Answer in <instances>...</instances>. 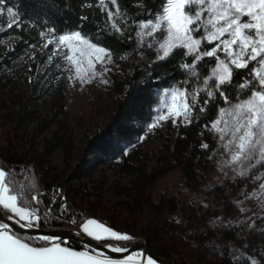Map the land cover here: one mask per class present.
<instances>
[{
  "label": "trees",
  "instance_id": "1",
  "mask_svg": "<svg viewBox=\"0 0 264 264\" xmlns=\"http://www.w3.org/2000/svg\"><path fill=\"white\" fill-rule=\"evenodd\" d=\"M105 3L108 9L116 12L111 1L105 0ZM141 4L152 9L154 0H117L125 16L117 17L116 22L124 28L123 19H126L129 25L121 36L107 24V10L102 11L97 0H5L0 27L10 22L7 7H13L19 14L20 26L14 24L4 35L10 43L0 49V88H6L8 82L22 75L12 67L24 58L22 67L25 70L29 68L27 73H23L24 82L30 89L25 97L15 96L14 103L18 107L13 114L14 125L6 144L0 145V169L14 179L21 199L27 200L31 207L39 208L40 227L81 230L87 216L74 207L85 198L93 200L89 201L90 204L102 216L108 213L98 203L99 196L92 198L87 169L92 165L86 159L79 157L74 165H68V169L57 177L50 167V159L57 151L61 160L67 163L73 151V139L60 121L65 114V76L60 74L57 58L47 62L51 48L43 47L44 37L40 32L45 25L55 26L60 33L82 30L93 42L111 51L113 62L122 59L130 62L129 71L121 68L109 73V90L114 97L113 113L105 125L106 130L87 140V149H82L81 153L87 150L91 164L110 163L117 174L129 179L127 187L113 186L123 198L117 205L127 215L145 213L150 216L141 232L144 243L171 264H264V210L256 213L236 207L241 190L264 180V164L257 165L253 161L255 167L246 169V175L242 177L227 176L218 182L207 177L209 167L214 164L217 138L205 130V125L215 118L217 107L223 106L218 95L199 120L175 127L167 122L169 129H174V134L163 137L155 151L144 152L132 144L152 123L157 109L153 102L157 89L162 92L174 81L184 79L178 70L182 51L177 50L167 61L158 62L154 51L144 52L137 47L133 21L142 15L147 16ZM46 35L50 36L47 32ZM40 45L42 47L38 48ZM188 60L190 62L191 58ZM205 63H208L207 58ZM36 66H39L40 73H36ZM201 68L203 70V65ZM229 92L234 100L235 89H229ZM204 98L203 95L200 97L201 103ZM45 99L50 101L45 102L47 107L41 113L38 102ZM196 111L199 112V108ZM32 121L35 123L34 136L25 140L24 134L19 135L18 132ZM52 126L56 131L43 139L39 149L36 148L34 138ZM202 145L208 147L203 148ZM172 172L180 174L183 191L153 194L154 185ZM56 180H59L57 185ZM34 193L39 195V205L30 199ZM65 198L69 202L65 203ZM242 201H246V197ZM163 215L166 216L161 224L155 225L153 222ZM112 219L113 214L99 218L113 230L129 236L130 240L110 239L107 244L126 247L140 242L133 240L134 236L127 229L117 227ZM62 242L74 249L84 248L73 240ZM177 247L187 249L194 258L193 262L182 261Z\"/></svg>",
  "mask_w": 264,
  "mask_h": 264
},
{
  "label": "snow or ice",
  "instance_id": "2",
  "mask_svg": "<svg viewBox=\"0 0 264 264\" xmlns=\"http://www.w3.org/2000/svg\"><path fill=\"white\" fill-rule=\"evenodd\" d=\"M111 3L116 6L115 13L108 9L105 0H97V6L107 10V24L123 36L129 25L123 19L125 27L121 28L116 18H123L125 13L119 9L117 0ZM4 4L5 0H0V14ZM140 6L147 16L133 21L137 47L146 43L149 50L155 51L158 62L167 61L177 50L182 51L178 70L184 75L182 81H174L162 92L157 89L153 101L157 104L156 114L148 128L155 129L169 121L173 126H187L206 114L218 95L223 106L217 107L215 118L205 125V130L218 139L227 154L225 164L234 171L237 165L241 166L242 170L237 172L241 177L246 175L247 168L255 167L253 161L264 164V0H154L152 9ZM6 11L10 21L7 27L14 24L19 27V14L13 7H7ZM46 32L51 38L43 47L53 46V55L68 66L65 70L70 81L91 83L100 75L96 66L112 62L111 51L93 42L82 30L60 33L55 26L45 25L40 36L45 37ZM109 71L104 69L105 73ZM232 88L236 92L234 100L229 92ZM202 95L205 98L201 103ZM30 199L39 205V196ZM0 210V264H157L151 256L138 260L141 254L136 252L113 259L87 245L83 250H74L57 237H25L13 231L5 221H14L20 229L38 227L39 208L21 199L14 179L2 169ZM81 231L98 245L107 244L110 239L130 240L94 219L85 221ZM108 246L114 253L129 251L126 247Z\"/></svg>",
  "mask_w": 264,
  "mask_h": 264
},
{
  "label": "rangeland",
  "instance_id": "3",
  "mask_svg": "<svg viewBox=\"0 0 264 264\" xmlns=\"http://www.w3.org/2000/svg\"><path fill=\"white\" fill-rule=\"evenodd\" d=\"M7 25L8 24H6L4 27H0V49L1 47L7 46L10 43V39L4 37L6 32L10 29L7 27ZM50 38L51 36L46 35L44 37V43ZM40 47H42V45L38 46V48ZM49 47L51 48L50 56L52 59H58L57 56L53 55V46L49 45ZM139 48L143 49L144 52H147V50L154 51L149 50L146 43L141 45ZM32 49H36V47H33ZM28 54L29 52L26 54V56ZM46 60L49 62L51 59L48 57ZM58 61V69L60 74L64 75L66 80V91L63 100L65 114L60 118V121H62L64 126H66L67 131L73 139V151L70 154L67 163H64L61 160V154L59 151L55 152V154L50 159V167L53 169L52 173H54V175L57 177L60 175L61 171L68 169L69 166L74 165L79 157L86 159L89 165H92V167L89 166L87 168L90 172L89 189L93 194L92 198L94 199L99 196L98 203L104 208L105 211H108V213L103 214L105 216H102V214L95 211L94 207L90 204L89 201L93 200L85 198L81 202L78 201L74 207L76 211H80L84 216H87L84 218L82 224L89 219H94L98 223H102L106 227H109L104 222H101L99 218L113 214L114 219H112V221L117 227L127 229L128 232L134 236L133 240H139L140 242L144 243V236L141 232L143 226L148 224L150 216L145 213L130 216L127 215L117 205V202L123 198H121L116 193L113 186L118 184L120 186L127 187L129 185V179L125 176L117 174L114 170L115 168L110 163H103L101 165L98 163L91 164L92 160L87 150H84L81 153V150L86 148L87 140H89L91 137L99 136L106 130L105 125L108 124L110 116L113 113L114 97L109 90V73L121 68H125L129 71L131 69L130 62L128 60L122 59L118 62L112 61L110 64H98L96 66V71L100 75L93 78L91 83H85L81 85L79 81H70L68 79L69 72L65 70L68 67L67 64L59 59ZM23 62L24 58H21L19 61H16L12 67L14 69H18L19 74L22 75H17L15 80L8 82L6 88H0V145L6 144V139L11 131L12 126L14 125L13 114L18 107L17 104L14 103L15 96L21 95L25 97L29 94L30 87H28L24 82L25 78L23 76V73H27L29 68L26 67L25 70V68L22 67ZM105 68H109L110 71L105 73ZM35 71L36 73H40L39 66H36ZM7 72L9 73L10 71L8 70ZM27 76L26 79L29 81ZM102 80H106L107 83H103ZM49 101V99H45L38 102V109H40L41 113L47 107L46 105ZM34 127L35 123L33 121L27 122V124L20 128L18 134H24L26 140L29 137L34 136ZM54 131H56V127L52 126L47 132L41 134L40 136H36L34 138V141L37 144L36 148L39 149L42 145L43 139L50 137ZM173 134L174 129L170 130L166 123L156 127L155 129H149L147 127V129L144 131V134L135 138L132 144L135 148H139L144 152L155 151L161 145L163 137H172ZM141 137H143V139H140ZM213 158L214 164L213 166L209 167L207 172V177L211 179L210 181L218 182V180H221L223 177L237 175V172L242 170L241 166L239 165L236 166V170L234 171L232 167L225 164L228 156L221 149L218 139L217 148L213 154ZM180 177L181 176L178 172H172L163 179L159 180L152 188L153 194L180 193L183 191V182L181 181ZM58 182L59 180H56L55 185H57ZM256 183L240 191L241 198L240 196L238 197L239 201L236 204V207H238L240 210L248 209L249 211L256 213L264 210V190H262L261 187L264 186V180L257 184ZM244 197H246V201H242L244 200ZM64 202H69V199L65 198ZM165 216L166 215L160 216L158 218L159 220L155 221L156 223H153L155 225L161 224V221ZM106 220L109 221V219ZM120 234L125 235L123 233ZM176 251L182 261L191 263L193 262L194 258L187 249L177 247Z\"/></svg>",
  "mask_w": 264,
  "mask_h": 264
},
{
  "label": "water",
  "instance_id": "4",
  "mask_svg": "<svg viewBox=\"0 0 264 264\" xmlns=\"http://www.w3.org/2000/svg\"><path fill=\"white\" fill-rule=\"evenodd\" d=\"M2 211V210H0ZM10 224L12 230L17 232L20 235H29L31 237H38L41 235H49L53 237L59 238L61 241L65 240H73L80 244L81 246L87 245L89 248L96 249L97 252H102L105 255L110 256L111 258H122L125 257L133 252H140L148 257L151 256L154 258L158 264H171L166 259L158 256L155 254L145 243L142 242H135L126 248L129 250L126 253H114L110 251V244H101L98 245L96 241L92 240L91 238L87 237L83 232L76 229H47L44 227H34L32 229H20L19 225H16L14 221H5ZM116 247H122L119 245H111Z\"/></svg>",
  "mask_w": 264,
  "mask_h": 264
},
{
  "label": "crops",
  "instance_id": "5",
  "mask_svg": "<svg viewBox=\"0 0 264 264\" xmlns=\"http://www.w3.org/2000/svg\"><path fill=\"white\" fill-rule=\"evenodd\" d=\"M64 246H67V245H64ZM74 249V248H73ZM74 250H82V249H74ZM136 253H140V252H136ZM132 254V253H131ZM141 255H139L138 257H137V259L138 260H146L147 259V255H144V254H142V253H140ZM130 255V254H129ZM126 257V256H125ZM125 257H122V258H113V259H123V258H125ZM158 264V263H157Z\"/></svg>",
  "mask_w": 264,
  "mask_h": 264
},
{
  "label": "built area",
  "instance_id": "6",
  "mask_svg": "<svg viewBox=\"0 0 264 264\" xmlns=\"http://www.w3.org/2000/svg\"><path fill=\"white\" fill-rule=\"evenodd\" d=\"M34 195H36V196H39V195H38V193H34ZM54 197H56V195H55ZM45 212H48V211H47V210H45Z\"/></svg>",
  "mask_w": 264,
  "mask_h": 264
}]
</instances>
